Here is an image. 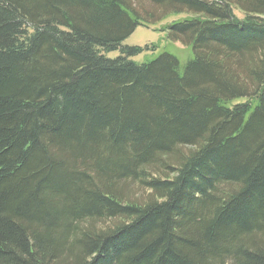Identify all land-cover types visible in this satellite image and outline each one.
Segmentation results:
<instances>
[{
  "label": "trees",
  "instance_id": "trees-1",
  "mask_svg": "<svg viewBox=\"0 0 264 264\" xmlns=\"http://www.w3.org/2000/svg\"><path fill=\"white\" fill-rule=\"evenodd\" d=\"M0 264H264V0H0Z\"/></svg>",
  "mask_w": 264,
  "mask_h": 264
},
{
  "label": "rangeland",
  "instance_id": "rangeland-1",
  "mask_svg": "<svg viewBox=\"0 0 264 264\" xmlns=\"http://www.w3.org/2000/svg\"><path fill=\"white\" fill-rule=\"evenodd\" d=\"M133 9L138 13L143 15L144 12H153L155 13L153 18H149L153 23H142V26L137 27L135 32L129 36L123 43V46L128 47H140L144 48L146 46H155L154 49L144 50L141 54L131 58L132 61L136 63H145L156 59L159 55L163 53L170 54L178 59L181 65H185L190 59H192L193 54L192 50L189 46L183 45L181 43H173L168 40L166 32H160L159 30H164L169 24L173 22H177L183 19H188L191 15L187 13H169L162 20L158 21L162 17V12H159V9H155L152 6L148 5L146 2L136 4L137 2H133ZM233 15L238 19L242 20L243 15L238 11H233ZM146 17V16H143ZM192 17V16H191ZM147 18V17H146ZM158 18V19H156ZM157 21V22H155ZM105 54V53H103ZM120 53L111 52L106 54V57L109 59H114L118 57ZM182 153H188V148L179 149ZM168 163L175 167L176 161H168ZM165 175V174H163ZM173 175L171 176V178ZM130 191L132 196H137L140 201H143L147 198L148 192L142 190L140 187H136L134 185H130ZM111 222H103L97 225V228H105L110 226Z\"/></svg>",
  "mask_w": 264,
  "mask_h": 264
}]
</instances>
